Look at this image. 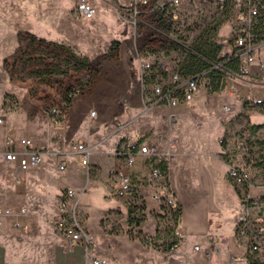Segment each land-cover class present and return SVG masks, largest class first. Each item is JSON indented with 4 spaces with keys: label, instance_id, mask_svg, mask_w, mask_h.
I'll list each match as a JSON object with an SVG mask.
<instances>
[{
    "label": "crops",
    "instance_id": "crops-1",
    "mask_svg": "<svg viewBox=\"0 0 264 264\" xmlns=\"http://www.w3.org/2000/svg\"><path fill=\"white\" fill-rule=\"evenodd\" d=\"M55 1L59 7L54 13L68 17L69 8L62 5L63 0ZM30 11L23 8L21 16L31 15ZM231 23L225 21L218 34L230 36ZM20 31L35 33L46 40L75 44L81 49L66 31L51 28L40 33L28 27ZM9 33L15 47L18 32ZM219 43L224 52H230L226 39ZM98 47L94 49L97 51ZM261 54L264 55V49ZM168 66L175 67L171 62ZM247 69L244 76H228L221 90L209 91L201 86L190 100L174 107L164 103L148 106L143 88L165 75L151 74L147 77L149 83L145 84L138 75L135 56L126 61L104 53L96 83L58 106L62 109L60 124L55 123V116L48 112L26 117V127H21L17 125V112L1 113L5 125L0 133V152L8 136H24L34 147L43 150V160L20 171L16 163L5 161L0 155V205L12 210V214L1 219L0 239L5 238L2 232L9 229L32 230L42 226L47 233L38 239L56 241L50 220L45 216L36 217L35 210L37 207L44 209L46 202L60 200L66 189L80 190V197L85 175L92 188L96 184L103 186L107 201L106 209L100 211L96 232L93 233L88 222L89 215H84L83 226L93 234L94 241L85 248L63 238L64 243L53 252L56 258L44 264H90L86 251L92 256L107 257V264H233L234 256L246 252L244 243L235 235L240 196L247 192L250 196L264 198V179L260 175L252 179L249 188H237L227 178L231 162L224 157L225 150L220 144V140L237 127L250 131L251 125L264 124V72L257 61L250 63ZM256 99L261 102L255 103ZM92 110L93 115L90 114ZM168 115L175 116V120L169 122ZM128 136L160 141L161 149H165L168 140L176 142L166 170L167 185L180 206L179 241L173 250L155 248L136 235L141 232L144 236H152L159 215L158 202L150 196L153 187L146 180L149 170L143 156H137L135 164L125 169L145 178L146 183L139 186L145 206L143 219L134 225L136 234L133 237L127 233V205L112 194L116 184L111 172L124 169L114 151L119 141ZM78 142H83L88 149L86 160L75 147ZM16 148L22 146L17 144ZM60 164H64L62 170ZM85 206L82 212H87ZM113 209H117L120 216L119 234H109L101 226V219ZM205 252L210 253L206 255ZM0 264H8L3 245H0Z\"/></svg>",
    "mask_w": 264,
    "mask_h": 264
},
{
    "label": "rangeland",
    "instance_id": "rangeland-1",
    "mask_svg": "<svg viewBox=\"0 0 264 264\" xmlns=\"http://www.w3.org/2000/svg\"><path fill=\"white\" fill-rule=\"evenodd\" d=\"M76 1H62V5L69 8L68 17L64 18L54 13L59 7L55 0H0V114L17 112V125L21 127H26V117L44 115L51 108L69 101L78 92L92 87L98 79L100 60L104 53L120 56L128 61L135 56V48L142 51L148 49L155 56H164L167 62L177 66L183 60L187 48L176 46L173 40H179L188 46L193 37L213 18L194 11L186 0H182L184 14L178 26H164L150 15L143 17L134 27L128 0H91L96 14L86 20L76 12ZM23 8L30 9L31 15L21 16ZM224 22L214 34V40L219 43L226 39L227 44L230 43V36L218 34ZM23 27L40 33L51 28L66 31L81 49L75 44L46 40L35 33L21 32ZM13 30L18 32L15 47L9 39V32ZM95 46H99L97 51ZM4 125L5 123L0 124V133ZM5 133L9 132L5 129ZM11 134L15 135V132ZM220 144L225 150L224 157L230 164L247 170L251 181L256 180L258 175L264 179V128L247 131L244 127H237L223 137ZM84 180L86 182L80 197V190L73 197L74 214L82 226L84 215H89L88 222L94 233L99 227L100 211L106 209L107 201L104 199L102 185L96 184L92 188V183L85 175ZM143 185H146L144 181ZM112 194L126 205L133 206L135 216L144 215L145 206L140 188L137 189V194L127 197H117L114 191ZM61 199L46 202L44 209L37 207L35 210L36 217L45 216L50 220L52 232L57 235L56 241L38 239V236L47 233L42 226L32 230L9 229L6 233L2 232L5 238L0 239V245H3L8 264H44L45 261L56 258L53 256L55 249L64 243L63 238L69 239L59 223L62 214L69 215V206L61 209ZM84 205L88 212L83 211L85 214L81 211ZM119 218L118 210L113 209L101 219V226L109 234H119ZM168 218L158 216L160 239L155 240L157 243L162 242L167 225L173 228V235L179 239V235L175 233L177 226L168 221ZM129 228L134 236L135 226L131 225ZM259 263L264 264V260Z\"/></svg>",
    "mask_w": 264,
    "mask_h": 264
},
{
    "label": "built area",
    "instance_id": "built-area-1",
    "mask_svg": "<svg viewBox=\"0 0 264 264\" xmlns=\"http://www.w3.org/2000/svg\"><path fill=\"white\" fill-rule=\"evenodd\" d=\"M186 2L194 11L213 17L212 19L228 10L227 19L232 21L230 43H228L231 49L228 53L221 49L219 56L238 59L240 70L239 73H229V76L246 75L247 66L253 61H257L261 71L264 72V55L261 54L264 49V29L257 27L260 18L264 16V0H186ZM128 3L133 13L131 23L134 27L143 17L150 15H153L154 19L164 26L176 27L183 20L182 0H128ZM75 10L85 19H91L96 14V8L90 0H77ZM154 29L165 35L161 30ZM173 43L178 47L187 48L179 40L175 39ZM134 53L138 63V75L142 81L154 73L165 75V78L159 76L157 80L143 88L144 101L148 106L164 103L168 107H174L190 100L201 86L208 88L206 71L188 75L179 71L177 66L169 68L164 56H155L148 49L142 51L135 48ZM212 68L221 69V63L213 64ZM254 102L260 103L261 100L256 99ZM61 112L60 107H53L49 110V113L55 116L54 122L57 124L61 122ZM90 114L93 115L94 111ZM167 119L173 122L175 116L168 115ZM3 121L0 116V124ZM159 142L146 141L132 136L120 140L114 153L122 160L124 169H115L111 175L115 178L116 186L113 190L115 196L122 198L137 194V189L143 184L145 178L138 177L134 172H128L125 169L135 164L137 156H143L149 170L146 180L153 187L150 196L157 200L159 213L164 216L178 207V202L166 182L167 163L174 154L176 142L168 140L165 149H161ZM17 144L22 148L17 149ZM75 147L86 160L88 149L84 143L78 142ZM0 155L3 160L16 163L20 171H26L43 160V150L34 147L32 141L24 136H8ZM161 164H164V170L160 168ZM63 168L64 164H60L59 169ZM227 178L241 188H249L252 185L249 172L233 164L228 165ZM74 194L75 192L71 189H66L63 194L60 207L64 209L69 206V215L62 214L59 223L71 244H82L87 248L93 243L94 237L75 217ZM240 206L235 222V235L244 243L246 252L243 255L234 256L232 262L233 264H254L251 263L252 260H264V198L253 197L243 192L240 196ZM23 211L24 208H21L20 212ZM10 214L12 210L9 207L0 205V222L2 218ZM165 216L169 217V215ZM175 233L179 235L177 230ZM173 249L171 247L169 250ZM209 253L205 252L206 255ZM85 256L90 264H107L108 262L107 257L92 256L87 251Z\"/></svg>",
    "mask_w": 264,
    "mask_h": 264
},
{
    "label": "trees",
    "instance_id": "trees-1",
    "mask_svg": "<svg viewBox=\"0 0 264 264\" xmlns=\"http://www.w3.org/2000/svg\"><path fill=\"white\" fill-rule=\"evenodd\" d=\"M228 14V10H225L222 14L212 19L198 34H196L193 37L191 43L187 46V51L185 52L183 60L177 64L179 71L188 75H194L202 71H206V76L208 77L206 85L208 86L207 90L209 91L221 90L226 84V78L229 76V73L240 72L238 59L227 56L220 57L219 53L222 49V45L214 40V34L218 30L220 24L228 18ZM257 27L261 30L264 29V16L260 18V23ZM219 62L221 63V69L212 68L213 64ZM129 66L130 68L132 67L131 62H129ZM131 72H133L132 69ZM94 82H96V80ZM143 82L145 84L149 83L147 78H145ZM263 126L264 124H254L249 128L251 131H255L259 128H262ZM160 168L164 170V164H161ZM232 184L237 188L239 187L233 182ZM134 210L135 208L131 205L127 207V223L129 227L131 225H138L143 219V216H135L133 214ZM169 213L170 214L166 213L165 215H169L168 221H171L176 227L180 217L179 204L175 210H172ZM165 215L164 217H166ZM158 216H161V213H159ZM130 229L131 228L127 230V233L129 236L133 237ZM159 232V227L157 226L155 233L152 236H144L141 234V232L136 235L144 243L151 244L153 247L162 249L163 251H168L171 247H177L179 239L173 235L172 227L169 225L165 226V236L164 238H161V243H157L155 241L156 239H160ZM251 263L260 264L258 260H252Z\"/></svg>",
    "mask_w": 264,
    "mask_h": 264
}]
</instances>
